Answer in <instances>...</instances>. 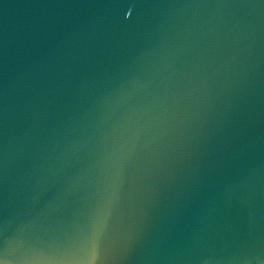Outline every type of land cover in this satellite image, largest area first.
<instances>
[{
    "label": "water",
    "instance_id": "1",
    "mask_svg": "<svg viewBox=\"0 0 264 264\" xmlns=\"http://www.w3.org/2000/svg\"><path fill=\"white\" fill-rule=\"evenodd\" d=\"M0 264H264V0H0Z\"/></svg>",
    "mask_w": 264,
    "mask_h": 264
}]
</instances>
